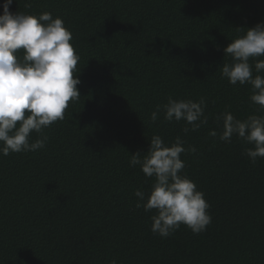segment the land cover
I'll use <instances>...</instances> for the list:
<instances>
[{
	"label": "trees",
	"instance_id": "trees-1",
	"mask_svg": "<svg viewBox=\"0 0 264 264\" xmlns=\"http://www.w3.org/2000/svg\"><path fill=\"white\" fill-rule=\"evenodd\" d=\"M26 2L9 10L50 12L71 32L80 98L44 129V148L0 155V264H264V158L253 163L252 145L235 135H209L225 110L240 120L264 114L250 85L219 71L238 28L264 22V0ZM169 96L204 98L208 123L185 134L184 121L163 112L152 122ZM154 134L197 149L181 159L210 206L200 234L181 225L161 238L151 231L155 210L136 206L135 191L147 194L153 180L129 161Z\"/></svg>",
	"mask_w": 264,
	"mask_h": 264
},
{
	"label": "clouds",
	"instance_id": "clouds-1",
	"mask_svg": "<svg viewBox=\"0 0 264 264\" xmlns=\"http://www.w3.org/2000/svg\"><path fill=\"white\" fill-rule=\"evenodd\" d=\"M13 0H4L0 14V155L33 152L45 147L48 137L44 129L64 119L69 102L80 98L76 77L80 59L71 44L72 34L59 17L44 11L38 15L11 12ZM31 7V0L25 3ZM243 35L235 37L223 49L231 58L220 68L222 78L231 85H250V101L264 112V22L251 28H238ZM252 60L254 63L250 64ZM255 70V75L253 72ZM206 102L167 98V103L157 105L150 114L156 122L160 113L167 122L184 121L182 131H197L208 123L204 114ZM220 131L209 135L225 143L235 135L247 144L245 155L255 163L264 158V114L236 119L225 110L215 116ZM33 133L37 134L31 140ZM177 136L166 143L161 136L153 135L148 149L131 155L129 166H139L147 178H151L150 191L137 189V207L146 212L155 210L150 217L151 231L167 238L181 225L200 234L211 223L209 204L204 193L184 173L183 153H197L192 146H184ZM109 264H116L111 260Z\"/></svg>",
	"mask_w": 264,
	"mask_h": 264
}]
</instances>
